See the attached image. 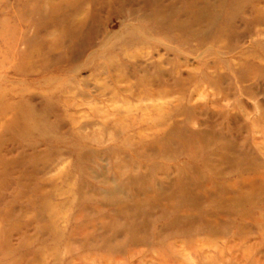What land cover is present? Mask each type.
<instances>
[{
  "label": "rangeland",
  "instance_id": "1",
  "mask_svg": "<svg viewBox=\"0 0 264 264\" xmlns=\"http://www.w3.org/2000/svg\"><path fill=\"white\" fill-rule=\"evenodd\" d=\"M0 264H264V0H0Z\"/></svg>",
  "mask_w": 264,
  "mask_h": 264
}]
</instances>
